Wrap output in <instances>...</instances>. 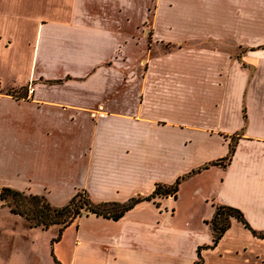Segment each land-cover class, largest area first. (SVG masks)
<instances>
[{
    "label": "crops",
    "instance_id": "crops-1",
    "mask_svg": "<svg viewBox=\"0 0 264 264\" xmlns=\"http://www.w3.org/2000/svg\"><path fill=\"white\" fill-rule=\"evenodd\" d=\"M184 174L179 190L203 180L182 198L196 225L167 211L177 189L116 220L80 215L30 262L192 264L215 204L264 231V0H0V188L120 202ZM250 229L232 218L201 264H264Z\"/></svg>",
    "mask_w": 264,
    "mask_h": 264
},
{
    "label": "trees",
    "instance_id": "trees-1",
    "mask_svg": "<svg viewBox=\"0 0 264 264\" xmlns=\"http://www.w3.org/2000/svg\"><path fill=\"white\" fill-rule=\"evenodd\" d=\"M234 147V136L228 142V150L225 156L210 164H220L228 161ZM191 170L188 174L193 173ZM184 174L178 176L171 184L155 183L151 193L147 196H131L124 201H99L90 199L83 190H76L66 203L60 206L51 205L43 195L24 192L10 187L0 188V201L7 204L9 212L21 216L28 227H38L48 229L50 226L56 227V235L50 242L57 241L62 230L68 226L75 218L80 215L94 214L116 220L120 218L127 210L142 200H152L156 197H174L177 192L180 181L187 176ZM156 203V202H155ZM234 218L241 222L246 228L250 229L244 220L242 213L235 207L228 205H213L212 216L205 220L211 232L210 243L205 246H198L196 249V260L192 264H201L199 255L200 248L213 247L223 232L229 227L230 220ZM254 235L264 236V231L257 232L250 229Z\"/></svg>",
    "mask_w": 264,
    "mask_h": 264
},
{
    "label": "rangeland",
    "instance_id": "rangeland-1",
    "mask_svg": "<svg viewBox=\"0 0 264 264\" xmlns=\"http://www.w3.org/2000/svg\"><path fill=\"white\" fill-rule=\"evenodd\" d=\"M202 181L203 180L199 179V177L188 179L185 183L186 185L184 184L181 190L178 189V199H176L174 203L165 206L167 207L168 212L172 209L169 213L172 214L171 218L177 224L183 223L182 221L188 219V217L190 218L189 225L194 226L197 224L198 220L195 217L199 214L197 204H191V202L183 200L182 198L185 195H189V190L191 188L202 186ZM160 205V209L164 211L166 208L163 204ZM150 206L154 209V205ZM15 221L16 219H14L12 213L9 212L7 204L0 201V263H3L2 258L4 256V250H23L24 257L27 258L28 263L33 264L29 260L30 255L27 250H38L37 254H40L39 252L43 253L41 250H49V241L52 235L56 234V227L51 226L45 230L38 227L29 228L27 227L28 225L26 221L23 219V224L26 227L21 228V226L17 222L16 224ZM255 236L264 238V236Z\"/></svg>",
    "mask_w": 264,
    "mask_h": 264
}]
</instances>
